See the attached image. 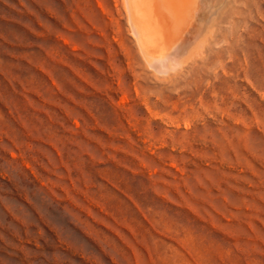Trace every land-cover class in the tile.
I'll use <instances>...</instances> for the list:
<instances>
[{
    "label": "rangeland",
    "instance_id": "374dc122",
    "mask_svg": "<svg viewBox=\"0 0 264 264\" xmlns=\"http://www.w3.org/2000/svg\"><path fill=\"white\" fill-rule=\"evenodd\" d=\"M49 3L0 0V264H264V37L246 79L142 91Z\"/></svg>",
    "mask_w": 264,
    "mask_h": 264
},
{
    "label": "bare ground",
    "instance_id": "6f19581e",
    "mask_svg": "<svg viewBox=\"0 0 264 264\" xmlns=\"http://www.w3.org/2000/svg\"><path fill=\"white\" fill-rule=\"evenodd\" d=\"M49 2L52 30L76 47H83L75 38L81 30H99L119 82V75L130 73L142 91L152 87L147 81L156 89L186 92L246 79L264 37V0ZM43 8L41 3V18ZM252 41L258 42L257 55L250 51Z\"/></svg>",
    "mask_w": 264,
    "mask_h": 264
}]
</instances>
